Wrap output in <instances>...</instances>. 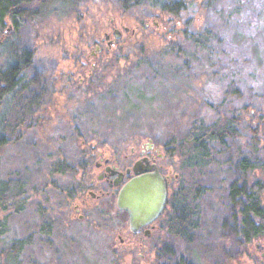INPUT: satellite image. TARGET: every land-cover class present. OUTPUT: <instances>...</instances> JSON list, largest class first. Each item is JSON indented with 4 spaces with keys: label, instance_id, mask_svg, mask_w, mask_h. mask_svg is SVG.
<instances>
[{
    "label": "rangeland",
    "instance_id": "374dc122",
    "mask_svg": "<svg viewBox=\"0 0 264 264\" xmlns=\"http://www.w3.org/2000/svg\"><path fill=\"white\" fill-rule=\"evenodd\" d=\"M184 1L190 9L181 19L162 13L165 0L130 9L120 0H52L41 15L6 21L0 70L17 52H32L19 86L0 102V136L9 140L0 180L20 179L27 197L19 212L0 210L3 238L27 240L15 264H262L255 245L264 238L234 258L237 201L228 192L232 183L245 191L258 183L264 205V0ZM202 125L234 133L188 163L187 139ZM167 144L177 174L169 188L193 214L184 233L131 236L115 197L94 201L83 220L73 213L91 198L77 190L69 200L68 191L84 177L97 184L101 158L126 167L147 145L163 152ZM87 155L89 175L52 174L56 162L76 167Z\"/></svg>",
    "mask_w": 264,
    "mask_h": 264
},
{
    "label": "trees",
    "instance_id": "16d2710c",
    "mask_svg": "<svg viewBox=\"0 0 264 264\" xmlns=\"http://www.w3.org/2000/svg\"><path fill=\"white\" fill-rule=\"evenodd\" d=\"M50 1L52 0H0V33L4 29L7 20H12L13 24L17 25L16 19L19 17H35L38 16V14L41 15L43 9L47 8L48 4H50ZM75 1L79 2L82 0ZM144 1H147L152 7L158 4V0H120V4L124 9H130L133 6L141 5ZM189 9V4L184 0H165L160 7L162 13H166L168 16L174 17L175 19L183 18ZM152 13L154 14L155 11ZM197 41L200 40L196 39L195 42ZM17 55V59L14 63L0 70V102L6 94L14 91L19 86L21 75L29 66L32 52L29 50H21L17 52ZM257 130L258 128H255L253 132L258 136ZM233 133V129H230L229 126L226 125L219 127L215 125H202L199 129L195 128L193 134L187 139L191 146H193L191 149H188V155L186 154L188 156V163L195 164L200 156L205 157L207 155V144L211 142L222 143L224 137L232 136ZM257 136L255 135V138L258 141L259 139ZM8 142L9 140L0 136V149ZM172 142L173 141L170 143L172 144ZM171 144L167 145L171 146ZM169 151L167 152L169 153ZM178 151L182 153L185 150L180 149ZM91 158V155H87V157L82 158L76 167L64 161L56 162L51 172L52 174L61 175L69 173L75 175L77 169L85 171L89 167ZM82 184L83 181H77L76 188H71L68 191L67 198H72L77 190L80 191L82 189ZM262 190L263 186L258 183L251 185L246 191L239 189L235 183L230 185L228 198L230 201L232 200V202L235 200L237 201H235L236 204H233L230 208V226L236 244L238 242L237 249H239V254L234 256L235 259L240 257L241 251L246 245L250 244L252 240L264 238V205L260 200ZM179 195L180 197H176L175 203H173L172 199L169 200L168 206L165 209L164 217L167 233L169 234L184 233V227L191 226L190 216L193 214L190 215L191 213L188 211V206L184 202L185 199L183 195L180 193ZM26 198L24 183L20 179L0 180V210L5 211L8 208H13L14 211L19 212L23 209ZM5 232V220L0 218V245L3 248L1 255L2 257L4 256V264H15L27 240L12 239L6 241L3 238ZM232 262L230 257H226L220 264H232ZM176 264L183 263L179 261Z\"/></svg>",
    "mask_w": 264,
    "mask_h": 264
},
{
    "label": "flooded vegetation",
    "instance_id": "af4514ba",
    "mask_svg": "<svg viewBox=\"0 0 264 264\" xmlns=\"http://www.w3.org/2000/svg\"><path fill=\"white\" fill-rule=\"evenodd\" d=\"M109 42L111 43L110 40ZM93 65L94 63H92V66ZM173 149L174 147L172 146H165L163 148V152H160L154 145H147L140 151L137 159L126 167L121 165L120 159H115L113 156L103 157L101 158V161L95 163V167L100 169V173L96 177L97 184H95L92 179L88 180L86 177H84L85 174H89L87 171L81 170V177H84L81 178L83 179L81 193L87 191L91 199L87 200L86 197H84L78 204L73 206V213L77 214L80 220H83L84 215L81 213L82 211L88 210L87 208H89L94 201L108 197H115L116 206V197L120 187L133 176L131 168L134 163L139 161L142 167H151V170L156 168L160 173L165 181L166 200L160 215L156 219L147 225L140 227L136 232L131 231L128 224V232L131 236L143 235L145 237H149L153 232H156L157 230L160 231L161 228H165L167 231L164 215L165 209L168 206V201L172 199L173 203H175L176 197H180V192L178 189L175 188L171 190L169 188L171 181H174L177 177V174L174 172L171 166L173 159L175 160L176 157L175 151ZM167 151H169V153ZM131 154H133V151H131ZM167 159L170 161L169 169H166V166H164ZM128 169L131 171L127 172ZM116 209L119 212L125 213L128 219V214L125 211L119 210L117 207ZM161 222H163L162 225ZM118 238L119 243H124V238L122 236H118ZM255 248L259 251L260 261H263L262 264H264V242L262 244L257 243Z\"/></svg>",
    "mask_w": 264,
    "mask_h": 264
},
{
    "label": "water",
    "instance_id": "95a60500",
    "mask_svg": "<svg viewBox=\"0 0 264 264\" xmlns=\"http://www.w3.org/2000/svg\"><path fill=\"white\" fill-rule=\"evenodd\" d=\"M123 30L128 29L123 28ZM113 35L118 38L120 31L114 30ZM104 38L108 40L109 35L105 34ZM107 44L110 45V42L108 41ZM262 134L264 137V125ZM131 170L133 176L118 191L116 207L128 214L129 228L136 232L160 215L166 200V186L156 168L154 170H151V167L144 168L138 161ZM131 170L128 169L127 172Z\"/></svg>",
    "mask_w": 264,
    "mask_h": 264
}]
</instances>
